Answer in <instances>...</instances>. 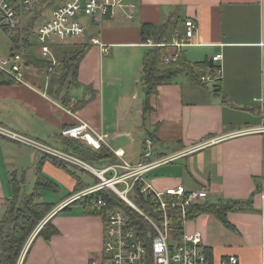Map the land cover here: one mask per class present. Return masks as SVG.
I'll list each match as a JSON object with an SVG mask.
<instances>
[{
	"label": "crops",
	"instance_id": "0c3cea01",
	"mask_svg": "<svg viewBox=\"0 0 264 264\" xmlns=\"http://www.w3.org/2000/svg\"><path fill=\"white\" fill-rule=\"evenodd\" d=\"M135 3L138 11L132 20L122 16L106 20L100 28L87 31L85 42L75 41L90 47L78 65L77 85L68 91L67 105L52 97L48 77L39 79L41 72L32 75L40 68L33 66L35 70L26 74L29 83L0 82V125L66 151V144L74 142L62 140L61 130L85 123L92 134L105 136L101 146L112 154L123 153L121 158L114 156L115 164L110 165L140 164L149 140L148 161L155 165L141 179L156 192L181 185L188 192L205 190L201 203L251 200L250 211L228 212L226 224L206 214L186 222L184 232L201 234L209 264H228L230 257L238 264H264V0ZM169 16L178 19L176 28L181 27L180 20L197 22L193 45L182 50L184 60L220 65L221 78L207 86L179 73L171 84L157 88L149 99L152 111L143 120L141 60L149 48L142 46L140 27L161 25ZM90 38L105 44L107 52L91 45ZM124 54L129 55L119 64ZM216 55L221 60L215 64L211 60ZM128 69L130 78L123 82L118 73ZM93 165L98 170L108 167ZM40 178L52 181L55 192L65 194L59 202H49L55 208L44 220H51L58 234L49 241L31 240L21 264H88L102 250L103 216L89 214L83 207L55 211L82 178L28 146L0 137V219L12 197L11 180Z\"/></svg>",
	"mask_w": 264,
	"mask_h": 264
},
{
	"label": "built area",
	"instance_id": "2783aa9c",
	"mask_svg": "<svg viewBox=\"0 0 264 264\" xmlns=\"http://www.w3.org/2000/svg\"><path fill=\"white\" fill-rule=\"evenodd\" d=\"M45 1L0 0V36L6 37L10 41L22 39L23 28L33 20L32 14L39 8L49 5ZM56 3L57 6L52 9L48 20L41 23L37 28H35V22L33 21L29 37L31 44L33 42L32 37H36L41 61L51 63L53 66L56 65L55 49L57 46L87 40L88 26L83 23V20L86 19L92 27L97 29L101 27L104 21L118 16H122L126 20H132L138 11L135 0H56ZM197 33V22L187 19L184 21L183 33L173 31L168 41L159 44L154 43L149 38L142 42V46L170 49L172 53L163 60L164 65H170L178 60L184 48L193 45ZM89 43L98 46L102 54L107 52L106 45L100 40L90 38ZM220 60L221 56L216 55L211 62L216 64ZM25 64L22 53L11 50L6 56L0 55V75L12 80L14 84H24L23 70ZM209 72L212 73L203 75L200 82L207 86H213L221 78V66L217 64L213 67L210 66ZM60 135L64 138L82 142L92 150H99L105 139L102 134H92L89 126L82 122L62 129ZM0 137L28 146L34 151L65 163L70 167L87 171L99 179L100 183L98 185L91 186L68 198L55 211H59L85 196L108 188L125 204L141 215L152 228L154 236L150 239V250H148L141 232L131 225L129 218L121 209L116 206L108 207L101 196L86 202L88 206L105 209L102 215L104 225L102 250L98 256L90 258L88 264H209L202 245L201 234L199 232L188 233L183 230L187 222L184 220L186 207L201 203L207 192L205 190L188 192L181 185L168 188L163 192H156L150 185L146 184L141 179L142 175L155 165V163L148 161L151 157V142L149 140L145 142L140 164L131 166L123 162L119 165H110L98 170L69 152L52 148L12 132L1 125ZM113 154L121 158L123 153L117 150ZM118 169H121L123 173L118 174ZM107 173H111L108 178L106 177ZM137 183L141 184L139 186L141 195L147 198L150 197V209L152 213L157 215V219L151 218L131 201L130 195ZM118 185H123V189L119 190ZM180 215L182 235L178 238L172 233V226L174 218ZM38 230L39 228L34 235ZM31 240L32 237L23 248L18 264H21ZM227 263L238 264V261L236 258L230 257Z\"/></svg>",
	"mask_w": 264,
	"mask_h": 264
},
{
	"label": "trees",
	"instance_id": "16d2710c",
	"mask_svg": "<svg viewBox=\"0 0 264 264\" xmlns=\"http://www.w3.org/2000/svg\"><path fill=\"white\" fill-rule=\"evenodd\" d=\"M181 22V27L178 26V19L169 16L167 20L161 25L143 24L140 27L141 39L145 41L151 39L154 43L159 44L168 41L170 30L184 32V22ZM33 26V20L26 24L23 28L22 39H13L11 41V50L14 52L21 51L25 60V67L34 66L36 68L46 69L49 68L48 64L44 61L38 60L34 57L31 51L30 29ZM89 44H78L76 49L66 50L62 52L61 61L58 63L61 66L60 71L62 75L55 76L52 79L50 93L55 100H58L62 105H67L69 102L68 91L72 86H76L77 70L80 61L89 50ZM165 48L154 47L145 49L141 60V83L142 90L145 96L143 103V120L147 117L148 113L152 111L149 106V99L157 93V88L162 85H169L173 82L174 77L179 73H185L189 80L194 84H201L200 79L203 75L209 72V66L205 62L189 64L186 63L181 53L178 60L174 64L164 65L163 60L168 56ZM53 67V65H52ZM50 75V74H49ZM48 75V77H49ZM2 84L12 85V80H9L3 75H0ZM55 88V89H54ZM218 89V87L216 86ZM219 93V89L217 91ZM62 140H69L74 143L66 144L69 148L66 151L82 159L90 164H115L114 154L107 148L101 146L95 153L89 151L81 146L79 141L63 138ZM58 166L65 167L70 171L71 175L75 176V172L69 169L68 165L63 164L53 158H49ZM91 166V165H90ZM73 168V167H71ZM76 169V168H75ZM82 171V170H81ZM85 172V171H83ZM109 177V176H108ZM107 177V178H108ZM77 184L74 188L73 194H69L67 198L74 194L85 190L82 188L81 182L76 180ZM12 183V197L6 200L5 212L0 219V264H18L20 254L23 248L32 237L42 238L49 241L51 237L58 234V230L51 224V220L45 221L46 217L55 208L54 204L42 201V192L45 190L55 192L57 185L50 180L40 178L36 180L31 194L22 193L23 180H11ZM99 179L95 178V183L92 186L99 184ZM141 184L137 183L130 199L133 204L149 215L153 219H157V215L152 213L150 209V197H143L140 193ZM98 196H101L106 201L108 207L116 206L121 209L129 218L132 226L141 232V236L147 243V248L150 250V239L154 236L152 228L147 224L145 219L139 215L134 209L125 204L114 192L108 188L99 190L96 193L85 196L64 208L61 211L69 210L70 206L75 203H80L84 210L93 215H103V208H96L86 205ZM251 210V200L247 201H224L220 204L200 203L186 207L185 221H191L199 215H214L226 224V214L228 212H245ZM44 222V223H43ZM181 215L174 218L173 234L175 237L182 235L181 231ZM43 224V225H41ZM41 225V227H39ZM38 230L36 235L35 231Z\"/></svg>",
	"mask_w": 264,
	"mask_h": 264
},
{
	"label": "rangeland",
	"instance_id": "374dc122",
	"mask_svg": "<svg viewBox=\"0 0 264 264\" xmlns=\"http://www.w3.org/2000/svg\"><path fill=\"white\" fill-rule=\"evenodd\" d=\"M45 3H49V5L47 6H44V7H41L39 8L35 13L32 14V19L33 21L35 22L34 25H35V28H37L41 23H43L44 21L48 20L49 17H50V13L52 11V9L57 6V3H56V0H46ZM83 23L85 25L88 26V30L89 32H92L93 31V28L89 22L85 19L83 20ZM32 47H31V51L32 53L34 54V57L36 59H40L41 60V57L38 53V43L36 41V37L33 36L32 37ZM79 43L77 42H70L68 44H65V45H62V46H57L56 47V52H55V58H56V65H54L53 67H49V68H46V69H43V71L46 73V75L40 70L38 69L37 71L35 70V68L33 67H25L24 70H23V81L29 83L31 82V80L28 78V76L26 75L28 72H31L32 70H35L33 72L32 75H37V72H41L40 73V76H39V79H41L42 77H48L47 81H48V84H49V87L51 89V84L53 83V80L54 78H57L55 76H60L62 75L63 73L60 71L61 69V66L58 64L60 63L61 61V56H62V52L66 51V50H71V49H76V46L78 45ZM11 41L9 39H7L6 37H3V36H0V55L1 56H6L7 54L10 53L11 51ZM20 53H22L21 51H19ZM129 55V54H124V55H120L119 58H118V61H119V64H123V61L125 59V57ZM52 69V70H51ZM118 75H121L122 76V79L124 80L123 82H127L128 79L130 78V75H131V72L129 71H122V72H119ZM52 78V79H51ZM55 89V88H54ZM142 86L140 85L139 86V92L142 93ZM93 168L95 169H99L97 166L93 165V164H90ZM71 170H75L76 173L78 174V176L80 178H82V180H79L82 184V187H90L92 185H94L95 183V179L94 177L91 175V173L89 172H83V171H80V170H76V169H73L71 168ZM107 177V176H106ZM36 180H23V185H22V193L23 194H31L32 193V190L34 188V184H35ZM98 185V184H97ZM117 188L119 190H122L123 189V185H118ZM65 196L64 193H62V191H58V192H53V191H49V190H45L42 192V201H46V202H51V201H56L57 199L58 202L60 201V199H62L63 197ZM54 203H57V202H54ZM82 206L80 203H75V204H72L70 206V208H77V209H80ZM21 256V254H20Z\"/></svg>",
	"mask_w": 264,
	"mask_h": 264
}]
</instances>
